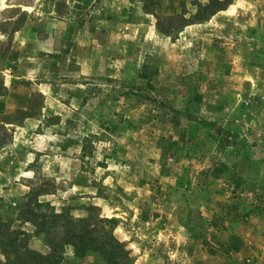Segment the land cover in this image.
Here are the masks:
<instances>
[{"label": "rangeland", "instance_id": "374dc122", "mask_svg": "<svg viewBox=\"0 0 264 264\" xmlns=\"http://www.w3.org/2000/svg\"><path fill=\"white\" fill-rule=\"evenodd\" d=\"M210 1L0 0V213L30 248L38 201L131 264H264V0Z\"/></svg>", "mask_w": 264, "mask_h": 264}, {"label": "trees", "instance_id": "16d2710c", "mask_svg": "<svg viewBox=\"0 0 264 264\" xmlns=\"http://www.w3.org/2000/svg\"><path fill=\"white\" fill-rule=\"evenodd\" d=\"M230 3L231 0H211L198 9H210L211 15L214 10L222 9ZM196 17H199V13ZM46 205L38 201L22 205L17 218L20 222H30L36 234H43L44 242L50 247L46 254L30 248L29 234L13 228L11 219L3 218L0 213V250L5 256V264H59L61 248L65 245H71L76 256L95 251L107 264H131L129 253L110 233V229L98 226L97 222L91 221L90 216L72 217L65 206L58 212L41 211ZM107 222L113 223L115 219Z\"/></svg>", "mask_w": 264, "mask_h": 264}]
</instances>
